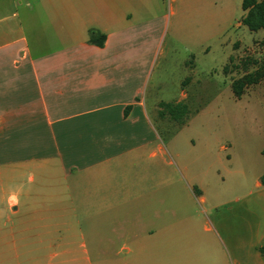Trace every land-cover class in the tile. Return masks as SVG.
<instances>
[{
  "label": "crops",
  "instance_id": "obj_1",
  "mask_svg": "<svg viewBox=\"0 0 264 264\" xmlns=\"http://www.w3.org/2000/svg\"><path fill=\"white\" fill-rule=\"evenodd\" d=\"M164 6L0 0L3 264H94L91 254L125 263L134 255L133 264H264V171L245 195L220 193L211 209L227 211L213 215V246L152 244L158 206L167 226L172 214L171 157L182 159L190 196L191 186L207 184L183 162L177 135L159 130L169 119L162 105L189 98L185 90L174 102L158 97L171 25ZM197 143L204 150L212 139L185 140Z\"/></svg>",
  "mask_w": 264,
  "mask_h": 264
},
{
  "label": "rangeland",
  "instance_id": "obj_2",
  "mask_svg": "<svg viewBox=\"0 0 264 264\" xmlns=\"http://www.w3.org/2000/svg\"><path fill=\"white\" fill-rule=\"evenodd\" d=\"M243 1L165 0L163 10L171 25L165 31L167 56L161 58L155 73L158 97L174 102L181 90L187 91L189 98L185 103L189 115L183 125L185 119L181 116L175 119L167 115L168 121H163L159 130L163 135H177L175 144L183 162L190 165L198 181L207 183L201 190L207 201L201 200V191L196 186L190 185L194 193L191 191L190 196L182 159L173 155L172 214L167 226L164 207L158 206L162 219L153 223L159 237L152 244L159 247L213 246V215L227 211L211 209L217 206L220 193L243 196L249 192L257 173L264 171V77L258 83L246 84L241 99L234 96L232 89L248 73L264 66L261 44L264 30L251 32L242 24ZM206 48L209 51H204ZM189 77L191 82L184 85ZM202 138L212 139V144L204 150L200 143L195 147L185 145V140L198 142ZM223 145L227 148L224 151L219 149ZM240 184L244 187L233 189ZM0 212H4L3 207ZM167 227L170 232L165 237ZM83 229L88 230L85 222ZM131 246H135L133 242ZM0 251L4 252H0V264H3L7 249L3 247ZM91 257L94 264L134 262V255L129 263L114 254H91Z\"/></svg>",
  "mask_w": 264,
  "mask_h": 264
},
{
  "label": "trees",
  "instance_id": "obj_3",
  "mask_svg": "<svg viewBox=\"0 0 264 264\" xmlns=\"http://www.w3.org/2000/svg\"><path fill=\"white\" fill-rule=\"evenodd\" d=\"M242 9L245 15L242 19V24L246 26L251 32H258L264 30V0H244L242 4ZM95 31L92 32V37L96 39ZM98 39V38H97ZM97 41V40H96ZM104 36L101 37L99 43L103 45ZM262 46L264 47V40L262 41ZM261 70V71H259ZM255 73H248L242 80L238 81L232 86L233 93L237 99H241L244 95L243 89L246 84L258 83L264 77V66H262ZM163 113L168 114L172 118L177 119V116H181L185 119L181 124L186 123L188 119L189 109L186 105L182 104H164L162 105ZM264 182V176L262 178Z\"/></svg>",
  "mask_w": 264,
  "mask_h": 264
}]
</instances>
